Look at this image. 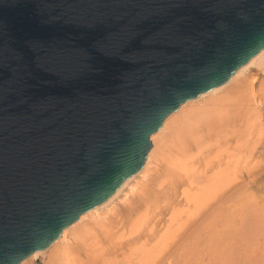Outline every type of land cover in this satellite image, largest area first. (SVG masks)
Wrapping results in <instances>:
<instances>
[{"label": "water", "instance_id": "1", "mask_svg": "<svg viewBox=\"0 0 264 264\" xmlns=\"http://www.w3.org/2000/svg\"><path fill=\"white\" fill-rule=\"evenodd\" d=\"M263 48L264 0H0V264L106 201Z\"/></svg>", "mask_w": 264, "mask_h": 264}, {"label": "bare ground", "instance_id": "2", "mask_svg": "<svg viewBox=\"0 0 264 264\" xmlns=\"http://www.w3.org/2000/svg\"><path fill=\"white\" fill-rule=\"evenodd\" d=\"M254 66L264 72V48L250 58L248 62L239 67L219 86L205 92L192 101L183 103L175 112L169 114L163 120L161 127L150 135V148L148 152L151 151V146H154L157 142L153 140L154 137L160 135L163 138L168 117L179 112L182 113V110L186 108L185 106L187 105L188 107V105L192 103H194V105L196 103L197 107L183 112V115H181L177 121L173 122L170 130V132H172L170 134L175 136V147L180 152L190 153L193 150H199L203 145L213 141L217 143L225 142V144H228L229 138L227 137H232L235 133H239L238 135L241 133L243 137H246V135L247 137L250 136L253 124L255 123L256 125V121L261 122V116L264 115V100L259 94L263 90L261 85L259 88L257 87L256 90V83L254 82L255 77L251 76L249 73ZM256 75H258V73H256ZM246 131L249 132L246 133ZM239 139L240 138H238V141ZM151 140L155 142L154 145H152L154 142L151 143ZM260 140L263 141V139ZM249 145V141L245 140V142H242V144L235 149L240 151L243 148H249ZM148 152L141 166L131 176L125 179L106 201L96 208L81 214L73 224L62 230L60 237L54 240L46 250L30 254L19 264H31L38 256H42L45 253L51 254L53 251L56 256L53 255L51 258L55 259V261H61L63 264H170L171 261V263L175 261L177 264H187L190 259L187 254V243L193 240L200 248H203L206 244V240H202L199 236L200 231L196 226L197 222L190 221L194 219L195 216H199L200 222L205 225L204 227L212 231V242H217L219 240V232L223 227H229L235 222V215L231 213L226 221L222 222L219 218L220 211L211 212L208 211L210 207L208 210L207 207L210 201L213 202L212 200H217V197L219 195L221 196V194L232 198V200L237 195L234 181L235 178H237V172H241V169L238 168L240 165L235 162V166L229 174H223L222 168L217 169L218 172L222 171V173H213L215 176L212 178L208 176L210 180L206 181L204 186H200L201 188L197 187L199 189L195 194L192 193L190 196H184L187 197V200L184 198L187 203L193 205L192 212L185 215L187 217H185L186 219L184 222L182 221V224L177 221V218L180 219L178 215L174 214V216L172 213L171 215L173 217L169 218L171 219L169 223L172 225L175 222L176 226L173 228L168 223L166 230L164 228L165 231L163 230L164 232L162 231L163 233L159 236L154 232L152 234L150 232L148 233L146 229L150 225H152L151 227L153 228H157L160 223V221H155L154 218H152L153 216H150L153 212L150 208L149 190L144 193L142 197L131 202L129 207H125V209L118 214L117 218L109 223L110 231L115 230L119 232L118 235L120 238L117 235L115 239L127 238L128 240L126 243H119L117 245L113 243L114 238L108 235V224L102 225V227H98V229H87L88 231L85 236L75 242L69 243L71 237L74 238V236L77 235L79 230L77 228L79 226L82 227V224L85 225L83 221L85 222L87 219L94 221L103 219L108 213L110 214L114 211L113 207L117 200L123 201V199L128 196V192L129 194L130 191L132 192L134 187H136L135 183L138 177L141 176L140 178H143L142 175H146L145 172L147 168H149L150 154ZM197 153L199 154V151H197ZM250 153H252V150ZM190 161H192L191 158H184L183 160L177 161L179 166L181 165L178 168H184L186 163L189 164ZM194 164L195 162H193L192 165ZM205 167L206 164H204V168ZM172 171H167L164 175L166 178L172 179V185H177L178 183L176 184V180L174 179L175 174ZM243 178L248 186H250V183L254 180V177L250 174H243ZM189 183L193 184L191 182ZM184 191H186V189ZM187 203H185V205L189 206ZM220 205H223V203H219L218 206ZM191 216L193 217L190 218ZM199 225L201 226V224ZM81 227H79L80 230ZM139 243L140 246L138 245ZM132 245H138L139 247L137 249L133 247L134 250L128 252L126 246ZM174 256H176V260L173 259ZM45 264L48 263L45 262Z\"/></svg>", "mask_w": 264, "mask_h": 264}, {"label": "rangeland", "instance_id": "3", "mask_svg": "<svg viewBox=\"0 0 264 264\" xmlns=\"http://www.w3.org/2000/svg\"><path fill=\"white\" fill-rule=\"evenodd\" d=\"M262 72L263 71L254 66L251 68L249 73L251 76L255 77L254 82L256 83V90L257 87L259 88L261 85L263 91L259 94L264 100V72ZM256 73H258V75H256ZM189 105L188 107L187 105L185 106L186 108L182 110V113L190 110L191 108L194 109L197 107L196 103V106L194 103ZM182 113L179 112L168 117V120L166 121L167 127L166 131L163 133V138L160 135L154 137L153 140L155 142L157 141L156 144L153 140H151V143L154 142L152 145H155L151 146V151L148 152L150 154V164L149 168H147L145 172L147 176L142 175L143 178H140L141 176L138 177L136 181L137 184L135 183L136 187H134L132 192L130 191V194L128 192V196L123 199V201L117 200L115 206L113 207V212L110 214L108 213L103 219H97L98 221L91 219H87L85 222L83 221L85 225L82 224V227L79 226L81 227V230L79 227L77 228L79 229L77 233L78 236L76 235L74 238L71 237L69 243L81 239L85 236L89 229H98V227H102V225L107 224L108 235L112 236L115 240H113V243L116 245L119 243H126L128 240L127 238L119 239V232H116L115 230L110 231L109 223L117 218L118 214L125 209V207H129L131 202H134L135 199L142 197L144 193L149 190L150 208L153 212L150 216H153L152 218H154L155 221H160V223L157 228H153L151 227L152 225H150L146 229L148 233L150 232L152 234L154 232L159 236L168 227V223L171 220L169 218L173 217L172 215H178L180 219L177 218V221L182 224L186 219L185 217H187L185 215L192 212L193 205L191 203H187V197L184 196H190L192 193L195 194V192L199 189L197 187L204 186L206 181L210 180L208 179V176L212 178L215 176L213 173H222V171L218 172L217 169L222 168L223 174H229L234 168L235 162L240 165L238 168L241 169V172H237L238 175L236 174L237 178H235L234 181L237 195L232 200V198L221 194V196L219 195L217 197V200H212L213 202L210 201L207 207V210L210 207V210L208 211L211 212L220 211L219 218L222 222H225L228 216L231 213H234L235 222L229 227H223L219 232V240L217 242H212V231L209 230V228L204 227L205 225L200 222L201 220L199 219V216H195L194 219L190 220V218L193 217L191 216L189 220L197 222L196 226L200 231L199 236L202 240H206V244L203 248H200L193 240L187 243V254L190 257L187 264H264V115L261 116V122L256 121V125L255 123L253 124L250 131L251 134L248 137L247 135L246 137H243L241 133L240 135H238L239 133H235L232 137H227L229 138L228 144H225V142L217 143L213 141L203 145L199 148V150H193L190 153H183L175 147V136L170 134L172 133L170 130L173 122L177 121L181 115H183ZM247 132L249 131H246V133ZM257 133L260 134L258 135ZM238 138H240L239 141ZM260 139H263V141ZM245 140L249 141L251 146L249 145V148H243L240 151L236 150L235 148L241 145L242 142H245ZM251 150L252 153H250ZM197 151H199V154ZM184 158H191L192 161H190L189 164L186 163L184 168H178L181 165L179 166L177 161L183 160ZM193 162H195L194 165H192ZM204 164H206L205 168ZM167 171L174 172V179L176 180L175 183H178L177 185H172V179L165 177L164 174ZM243 174H250L254 177L250 186H248L247 182L244 180ZM189 182L193 184H190ZM185 189L186 191H184ZM185 203L189 206L185 205ZM219 203H223V205L218 206ZM179 214L182 215L180 216ZM199 224H201V226ZM170 226L174 228L176 226L175 222L172 225L170 224ZM117 235L119 238L115 239ZM138 245L140 246V243ZM138 245L126 246V250L131 252L134 248L137 249L139 247ZM53 255L56 256L54 251L51 254L45 253L42 256H38L31 264H45V262L48 264H63L61 261H55V259H52L51 257H53ZM173 259L176 260V256H174ZM171 262L170 264H177L175 261L173 263Z\"/></svg>", "mask_w": 264, "mask_h": 264}]
</instances>
